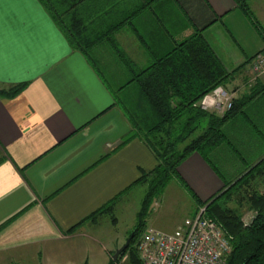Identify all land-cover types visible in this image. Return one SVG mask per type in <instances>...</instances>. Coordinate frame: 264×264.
Instances as JSON below:
<instances>
[{"label":"crops","instance_id":"crops-1","mask_svg":"<svg viewBox=\"0 0 264 264\" xmlns=\"http://www.w3.org/2000/svg\"><path fill=\"white\" fill-rule=\"evenodd\" d=\"M243 1L252 18L235 0H84L77 10L92 35L84 55L41 0H0V87L25 85L0 99V264L110 258L99 237L104 217H89L158 166L132 137L137 88L127 82L201 32L231 75L226 88L245 86L264 50V0ZM178 178L176 190L201 202L223 186L198 153Z\"/></svg>","mask_w":264,"mask_h":264},{"label":"trees","instance_id":"trees-1","mask_svg":"<svg viewBox=\"0 0 264 264\" xmlns=\"http://www.w3.org/2000/svg\"><path fill=\"white\" fill-rule=\"evenodd\" d=\"M235 1L251 17L247 3ZM41 2L71 46L85 50L80 44L81 40L84 41L85 19L77 10L84 0ZM230 76L202 33L197 32L140 71L128 83L136 84L137 88L135 113L131 116L137 131L132 137L145 141L158 159V166L150 172H143L134 185H147V192L138 222L130 234V244L124 251L129 252L132 264H142L136 245L146 226L144 216L148 207L162 194L173 176H178L181 163L191 154L198 153L212 166L210 154L227 142L224 127L242 115L246 116L243 109L247 101L257 95L264 97V84L257 83L249 97L233 101V107L223 116L202 111L196 104L218 86L225 85ZM24 88L25 85L0 88V99H13ZM253 93L256 95L252 96ZM212 168L215 169L214 166ZM229 185L225 186L227 191L218 199L213 200V197L201 208L205 209L206 217L220 225L229 240L231 252L227 264H264V192L259 191L261 185L264 187V158L227 188ZM119 198L96 211L89 220L96 222L105 215L114 216ZM232 201L237 202L238 207L228 206ZM245 208L255 213L250 223L244 222L240 212ZM109 264H116L114 258Z\"/></svg>","mask_w":264,"mask_h":264},{"label":"rangeland","instance_id":"rangeland-1","mask_svg":"<svg viewBox=\"0 0 264 264\" xmlns=\"http://www.w3.org/2000/svg\"><path fill=\"white\" fill-rule=\"evenodd\" d=\"M83 38L84 41L81 40L80 44H82L81 46L85 48V50H78V52L88 55L89 51L87 49L89 48V42L92 41V35L84 31ZM247 42V46L254 51L257 49V38L249 39ZM128 77L130 78V76ZM128 77L126 76V80ZM125 82L126 81H124V83ZM130 82L131 81L127 83ZM257 83L264 84V78L261 77L255 80L251 65V74L249 75V79L245 82L246 87L244 85L234 86V84L230 87H228V85V88H226L225 85L222 86L232 95L233 101H236L241 99L244 95L250 96L251 91L249 92V90ZM111 84L115 87L119 85L116 83ZM255 95L253 93L252 96ZM259 98H262L259 102H251L252 104H250V106L243 109V111H246V116L242 115L238 119L229 122L224 127L227 135L226 144L210 154V160L215 169L203 159L223 184L219 192L213 196V200L218 199L220 195L227 191V189H224L227 184H230L227 188L233 186L264 158V97H262V95H257V99ZM257 142L261 143L259 148L257 147ZM174 179L179 181L177 175L173 176L162 194L154 199L150 207H148L147 215L144 216L146 226L144 227L142 235L149 229L164 233H173L183 225L186 219L194 218L200 213L201 208L197 211L198 206L205 202H201L199 197L194 195L193 192H187V190H185L189 194L188 195L182 192L183 190H179L178 188L176 190L175 184L171 183ZM181 184H183V182H181ZM185 188L187 187L185 186ZM259 191L262 193L264 192V187H262V185L259 187ZM146 192L147 185L135 187L121 197L116 205L114 216L110 214L104 216L101 226V236L99 235V237L103 246L110 251L112 250V255L110 258L108 255L105 257L103 251H100L96 262L90 261V264H109L110 261L113 260L112 256L117 249H120L126 244L131 232L138 222V214L141 211ZM228 206L236 208L238 207V203L232 201L228 203ZM240 212L243 214L245 223H250L255 215L254 211L248 210L247 208ZM115 221L116 223L114 224ZM117 240L118 243L116 245V243L114 244L113 242ZM115 262L116 264H132L129 252L122 253Z\"/></svg>","mask_w":264,"mask_h":264},{"label":"built area","instance_id":"built-area-1","mask_svg":"<svg viewBox=\"0 0 264 264\" xmlns=\"http://www.w3.org/2000/svg\"><path fill=\"white\" fill-rule=\"evenodd\" d=\"M255 80L264 78V50L252 61ZM232 95L218 86L196 105L205 112L223 116L233 107ZM142 264H227L231 246L220 225L205 216V209L188 218L173 233L149 229L136 245Z\"/></svg>","mask_w":264,"mask_h":264},{"label":"water","instance_id":"water-1","mask_svg":"<svg viewBox=\"0 0 264 264\" xmlns=\"http://www.w3.org/2000/svg\"><path fill=\"white\" fill-rule=\"evenodd\" d=\"M131 238H132V236L127 240L126 244H125L123 247H121L120 249H117V251H116V252L114 253V255H113L114 260H117L118 257H119L122 253H124V251H126V249L128 248V246H129V244H130Z\"/></svg>","mask_w":264,"mask_h":264}]
</instances>
